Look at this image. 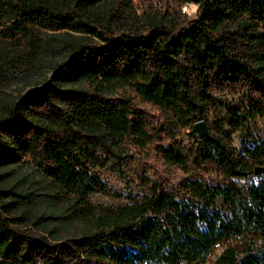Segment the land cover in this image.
<instances>
[{
    "label": "trees",
    "instance_id": "1",
    "mask_svg": "<svg viewBox=\"0 0 264 264\" xmlns=\"http://www.w3.org/2000/svg\"><path fill=\"white\" fill-rule=\"evenodd\" d=\"M121 6L0 0V264H264V0Z\"/></svg>",
    "mask_w": 264,
    "mask_h": 264
},
{
    "label": "rangeland",
    "instance_id": "2",
    "mask_svg": "<svg viewBox=\"0 0 264 264\" xmlns=\"http://www.w3.org/2000/svg\"><path fill=\"white\" fill-rule=\"evenodd\" d=\"M151 4L152 8H165L166 6L174 7L177 4V0H122V6L119 10V13L116 16V21L120 24L127 23L128 12L131 9H135L137 12L141 11V8L144 5ZM197 8V3L192 1H185L180 4V10L185 12L188 18H192L195 15V11ZM1 44V41H0ZM36 80L35 77L28 78H12L10 81L3 87V90L6 91L10 95H14L17 91L23 89L26 84H32ZM227 97L230 98L233 102L238 101V93L230 92L227 93ZM221 116H224V109L219 111ZM214 115L209 113L207 116L208 123H214ZM249 128H251V133L256 138L258 136H264V120L262 117L254 119L249 123ZM226 129V128H225ZM229 136L231 143L237 147V151H239V133L235 129H229ZM137 158H132L130 160V166H134L135 164L139 165ZM103 177L107 179L110 183L118 186H122L124 184V180L117 175L111 168L106 167L101 170ZM92 199L96 201H101L105 203H113L117 201H121L122 199L116 195L106 194L100 191H95L91 194ZM37 206V205H36ZM75 224L72 222L67 223H59L57 220H48L44 223V227L49 229L51 227H55V235L58 237H66L70 235L69 230L70 227L74 229ZM221 243H217L212 250L207 254L205 260H203L200 264H215L214 258L216 253L220 250ZM131 264H149V263H131Z\"/></svg>",
    "mask_w": 264,
    "mask_h": 264
},
{
    "label": "water",
    "instance_id": "3",
    "mask_svg": "<svg viewBox=\"0 0 264 264\" xmlns=\"http://www.w3.org/2000/svg\"><path fill=\"white\" fill-rule=\"evenodd\" d=\"M192 129L197 131L198 135H208L205 121L202 118H197L193 124ZM264 170V165L255 166V171Z\"/></svg>",
    "mask_w": 264,
    "mask_h": 264
}]
</instances>
